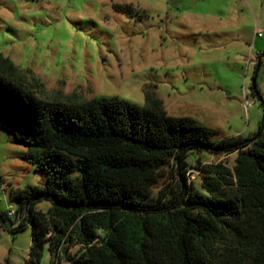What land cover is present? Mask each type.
Returning <instances> with one entry per match:
<instances>
[{
    "label": "trees",
    "instance_id": "trees-1",
    "mask_svg": "<svg viewBox=\"0 0 264 264\" xmlns=\"http://www.w3.org/2000/svg\"><path fill=\"white\" fill-rule=\"evenodd\" d=\"M251 90L260 99L255 82ZM143 96V106L43 99L0 54V120L25 148L21 159L46 172L42 187H10L14 213H0L12 231L30 226L26 264L45 250L50 264H264V113L252 135L216 140L212 128L167 115L154 93ZM192 151L235 159L197 160V188L185 176ZM165 172L170 182L154 197ZM42 201L45 211L35 208Z\"/></svg>",
    "mask_w": 264,
    "mask_h": 264
},
{
    "label": "rangeland",
    "instance_id": "rangeland-1",
    "mask_svg": "<svg viewBox=\"0 0 264 264\" xmlns=\"http://www.w3.org/2000/svg\"><path fill=\"white\" fill-rule=\"evenodd\" d=\"M112 4L129 5L134 14ZM263 53L264 0H0V54L38 97H117L143 106L148 91L167 115L212 128L216 140L257 131L264 113ZM258 61L261 100L251 90ZM24 150L0 120V213L15 207L10 187L45 184L46 172L21 159ZM234 159L189 152L186 181L199 188L197 160L232 166ZM169 182L165 172L154 197ZM48 206L42 201L35 208ZM11 222L0 225V264H26L30 226L12 231ZM50 260L45 250L39 264Z\"/></svg>",
    "mask_w": 264,
    "mask_h": 264
},
{
    "label": "water",
    "instance_id": "water-1",
    "mask_svg": "<svg viewBox=\"0 0 264 264\" xmlns=\"http://www.w3.org/2000/svg\"><path fill=\"white\" fill-rule=\"evenodd\" d=\"M259 67H260V61H258L257 65H256V67H255L254 75H253V78H252V81H251V82H252V83H251L252 86L254 85L255 77H256V74H257V72H258V70H259Z\"/></svg>",
    "mask_w": 264,
    "mask_h": 264
},
{
    "label": "built area",
    "instance_id": "built-area-1",
    "mask_svg": "<svg viewBox=\"0 0 264 264\" xmlns=\"http://www.w3.org/2000/svg\"><path fill=\"white\" fill-rule=\"evenodd\" d=\"M7 212V216H12L14 213V207L13 206H9Z\"/></svg>",
    "mask_w": 264,
    "mask_h": 264
}]
</instances>
